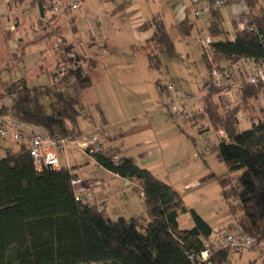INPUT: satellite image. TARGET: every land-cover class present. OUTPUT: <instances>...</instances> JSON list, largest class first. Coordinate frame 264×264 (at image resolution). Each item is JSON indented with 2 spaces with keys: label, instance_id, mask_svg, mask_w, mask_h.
Wrapping results in <instances>:
<instances>
[{
  "label": "trees",
  "instance_id": "trees-1",
  "mask_svg": "<svg viewBox=\"0 0 264 264\" xmlns=\"http://www.w3.org/2000/svg\"><path fill=\"white\" fill-rule=\"evenodd\" d=\"M24 1L10 0L8 6L11 8ZM245 1L252 11L258 5V0ZM48 5L49 8L55 7L53 2ZM251 19L250 26L264 35V12L252 13ZM193 27L187 21L177 26L184 37L191 36ZM150 29L154 32L144 49L148 52L150 68L159 71L161 62L151 47L166 52L172 59L179 58V55L163 21L155 18L141 27L142 31ZM209 31L213 40V62L218 68H223L224 62L233 66L242 59L264 64V42L258 35L248 30L237 31L232 41L218 23H212ZM47 34L43 38L53 35ZM220 37L224 40H217ZM25 46L21 50L23 58ZM203 59L209 68V61ZM81 74L80 69L71 72L57 85L53 82L57 74H49L55 96L54 115L48 113L44 104L46 94L43 87L11 93L12 105L3 106L0 115L13 117L49 134L59 133L63 138L79 141L83 135L79 126L82 116L80 98L60 86L74 75L83 78ZM158 85L162 93L163 84ZM204 90L206 94L201 99L203 113H194L189 125L199 127L202 132L209 124L210 128L206 126L209 131L217 135L223 131L228 137L227 141L216 140L213 151H217V159L230 174L220 180V186L234 226L239 231L221 230L243 233L255 238L262 247L264 119L250 117L251 128L240 131L236 116L248 109L249 100L264 91V83L252 85L243 81L239 88L241 103L228 111H224L223 104L216 103L215 99L229 93L230 87H217L207 80ZM178 127L187 135L181 125ZM91 157L103 169L134 182L135 191L143 196L149 223L142 227L135 219L122 217L113 220L99 206L93 205V200L91 205L78 203L72 186V181L79 178L72 172L75 168L61 166L57 170L44 168L38 171L27 146L21 144L16 151L7 149L5 157L0 160V264H196L191 257L196 259L201 255L204 241L217 230L195 210L188 208L173 186L124 157L120 149H104ZM115 157H119L118 162L114 161ZM183 215L191 216V229L180 228L179 218ZM257 249L249 252L257 254ZM232 253L243 255L224 248L211 257V263L229 264ZM257 257L259 259L258 254Z\"/></svg>",
  "mask_w": 264,
  "mask_h": 264
},
{
  "label": "crops",
  "instance_id": "crops-1",
  "mask_svg": "<svg viewBox=\"0 0 264 264\" xmlns=\"http://www.w3.org/2000/svg\"><path fill=\"white\" fill-rule=\"evenodd\" d=\"M52 2L53 5L59 3L63 6L77 2L78 9L72 12L58 13L54 11L53 7H48V4ZM211 3L212 0H41L39 2L25 0L23 3L13 4L11 8L6 4L8 9L6 12L10 17H8L9 24L0 16V31L6 36V38L3 37V40L6 41L5 47L12 50L20 44H24V46L44 44L52 36L43 38L38 33L39 26L35 29V25L43 22L56 25L55 27L59 29L58 25L69 17L72 32L76 37L71 42H75L79 46L84 45V52L90 60V63H87L86 58L79 60L80 63L85 64V69L83 68L85 73L82 72V77L86 76L90 79L92 90L98 88L102 94L107 96L105 106H102L101 103L97 110L100 126L112 127V130L107 131L104 135L97 134L102 147L105 150L120 149L124 157L132 159L137 166L149 170L158 179L173 186L182 196L183 190L178 189L174 185V181L169 180L167 174L170 173V170L167 169V166L162 168L165 154L163 148L157 146L159 137L172 129L169 123L170 114L164 99L160 96L158 98L157 95L153 103L151 99L144 98V102L142 101L143 103L138 105L139 101L136 104L134 101L131 102L129 98L117 100L112 99V96L115 98L117 94L121 93H118L120 90L127 94L126 92L131 90L128 88L133 85L137 87L133 88L134 91H138L139 89L144 90L146 87L149 89V85L155 82L154 84L159 91L158 83L163 84L162 79H160L161 75L149 66L148 52L144 48L154 31L153 29L142 31L141 27L145 23L159 18L163 21L170 35L171 32L178 34L177 26L187 21L194 26L191 34L197 31L198 36H201L203 28L208 26L210 29L212 23H218L220 28L224 29V27L222 28L223 24L232 22L231 27L235 32L243 31L250 25L252 13L264 12V0H258V5L253 11L245 0H231L218 11L207 15V17L214 16V19L200 23L199 19L206 16L196 18L194 13ZM2 5H5L4 0H0V7ZM77 11H79L78 15L74 16V12ZM12 19L15 20L12 21ZM86 23L88 27L82 30V26ZM16 28H18V32H13ZM29 30L33 33L32 36L28 35ZM225 32L228 34V38L233 41L235 36L231 34L230 30ZM81 38H84V44L80 43V41L83 42ZM217 40H224V37ZM63 42H67V40ZM140 48L147 52V58L139 56ZM119 51L122 54H119ZM228 66H230L228 62L223 63V67ZM238 72L243 79L241 68L238 69ZM186 85L184 92H191L192 89L203 91L200 85L195 86L189 82H186ZM119 86L121 89L117 88ZM94 93H89V95H94ZM205 94L206 92L201 95L197 102L194 100L192 104L198 107L199 103L201 106V99ZM227 96L230 100L236 101L235 106L241 103L239 88L230 91ZM253 100L254 98L249 100L248 109L243 110L251 118H253L252 114L257 113V108L252 104ZM215 101L218 103L222 101V98L218 97ZM106 106L108 110L105 108L103 110V107ZM97 124L98 122L95 121L96 126ZM207 126L209 127V124ZM94 129H90L92 134H95ZM208 131L209 129L206 127L201 135L204 136V132L209 133L210 131ZM175 133L172 134L174 138L178 137L180 133L182 135L180 130ZM7 149L13 150L10 146L4 148L5 154ZM68 167L75 168L72 172L84 180V183L79 187L80 191L84 195L90 194L93 198L92 204L99 206L111 219L114 216H119L118 218L137 220L140 213L146 214L143 196L138 194L142 200H135L134 194L137 192L134 182L122 179L118 175L103 169L89 156L83 163L71 164ZM186 188H190V185L184 187V189ZM181 217L179 218L180 228H182ZM206 221L212 227V224L208 220ZM145 222L146 224L149 223L148 216ZM226 230L239 231L234 226V221L229 224ZM249 256L251 264L259 262L256 253L252 252Z\"/></svg>",
  "mask_w": 264,
  "mask_h": 264
},
{
  "label": "rangeland",
  "instance_id": "rangeland-1",
  "mask_svg": "<svg viewBox=\"0 0 264 264\" xmlns=\"http://www.w3.org/2000/svg\"><path fill=\"white\" fill-rule=\"evenodd\" d=\"M0 9L2 11L0 15L1 18L9 24L6 3L2 5ZM78 13L79 11L74 12L73 15L77 16ZM212 18L214 19V16L202 17L199 19V22L201 23L206 20L210 21ZM14 20L12 19V21ZM48 25L49 23L46 24L42 22L39 25H35V29L39 26L38 33L40 35L44 36L46 33H51L53 34L52 38L44 44L26 45L24 58L21 55L24 44H20L13 50L5 47L4 44L6 41L3 40V37L6 38V36L0 31V102L5 100L8 107L12 105L10 98L11 93H17L20 89L24 88L43 87L46 94L44 104L47 107L48 113L54 115L55 96L53 88L51 87L53 82L49 79V74L58 73L64 68L66 77L69 76L71 72H75L78 68L80 70L83 68L85 69V64L80 63V59L86 58L87 63H90L89 57H87L84 52V45L79 46V44L71 42V40L73 41V38L76 39V37H74L75 34L72 32V25L69 23V17L58 25L59 29L55 27L56 25ZM231 26L232 22L223 24L222 28L224 27L223 30L225 31L230 30L231 34L235 36L236 32ZM87 27L88 25L86 23L82 26V30H85ZM13 32H18V28ZM209 34V28L205 26L203 28V36H201L208 38ZM28 35L32 36L33 33L29 30ZM170 35L175 46V51L181 58L172 59L166 52L158 51L155 46H153V48L151 47V50L157 53L161 62V69L157 71L158 74L161 75V78H159L162 79L163 84H175L183 92L187 86L186 82L195 86L200 85L203 90V85L206 82L205 76L207 75V67L202 56L201 48L195 43L198 32L194 31L190 37H184L180 35L179 32L178 34L176 32H171ZM83 39L84 38H81V40ZM64 40H67V42L64 43ZM80 43L84 44V40L83 42L80 41ZM140 50L139 56L147 58V52L141 48ZM67 52H71V54H67ZM118 53L122 54L120 51ZM66 60L70 61L67 62ZM84 69L81 73L84 72ZM117 83L118 82H116V84ZM154 83L149 85V89H146L147 87L144 90L138 88V91H134L133 88L137 87L133 85L128 88L131 90L127 91V94L120 90L118 93H121L117 94L115 98L112 96V99L126 100L129 98L131 102L134 101L136 104H138L139 101L140 103L138 105H141V102H144V98L151 99L153 103L158 95V98L159 96L160 98L162 97L167 105L166 97L161 93L160 88L158 91ZM60 88L66 89L73 96L80 98L82 116L79 118V126L83 132L79 140L80 142H88L89 135L92 133L90 132L91 128H95V134L99 133L100 136L112 130V127L100 126L97 117L98 105L102 103L101 105L105 106V98H107V96L104 93L102 94V91L98 88L92 90V83L88 77L85 76L81 78L74 75L66 79ZM117 88L121 89L120 86ZM94 92L98 94L96 95ZM205 92L206 91H200V89L199 91L192 89L191 92L186 93H191L190 95H192L197 102ZM89 93H94V95H89ZM228 104L230 107H234L236 101L232 99ZM252 104L257 108V113L255 115L252 114L253 118H258L257 116H260L264 119V91L254 98ZM197 106L199 107L200 104L198 103ZM104 108L107 109V106L103 107V110ZM261 110L263 112H261ZM243 113L246 115L245 112ZM95 121L98 122L97 126L95 125ZM169 123L172 129L164 132L157 140V146L163 148L165 154V161L163 162L164 165L162 168L167 166V169L170 170V173L167 174L169 175V180L172 182L174 181V185H176L178 189L183 190L182 198L188 208L195 210L201 217L208 220L212 224L214 230L228 229L229 224L233 223L234 219L230 214L229 204L222 196L220 180L225 177H230V174L226 166L218 161L216 150L210 153L206 152L207 146L210 145L215 147V141H219L221 136L212 131L208 134L204 132V135L207 134V136H203L199 131V127H190L189 122L183 125L182 122L174 119L172 116L169 117ZM179 125L186 130V134L191 138H188V136L184 134L180 135L181 133H178V137L174 138L172 134L173 132L177 133ZM239 128L240 131H246L251 128V122L246 121L241 124ZM9 146L15 151L19 149V145L13 141L0 139V160L6 155L4 148ZM58 157L61 165L65 167L71 164L83 163L88 158L87 155L79 152V150L72 146L68 147L67 153L58 151ZM187 185H190V188L184 189ZM134 196L135 200H142L138 193H135ZM145 215L140 213L137 218V221L142 227L147 225L145 222V220H147V215ZM118 217L119 216H114L113 219L118 220ZM180 223L182 229L186 230L193 226L190 215H183L180 219ZM250 253L252 252H246L243 255L232 253L229 257V264H251ZM257 264H262V261L259 260Z\"/></svg>",
  "mask_w": 264,
  "mask_h": 264
},
{
  "label": "built area",
  "instance_id": "built-area-1",
  "mask_svg": "<svg viewBox=\"0 0 264 264\" xmlns=\"http://www.w3.org/2000/svg\"><path fill=\"white\" fill-rule=\"evenodd\" d=\"M230 1L231 0H212L210 5L196 11L194 16L200 18L202 16L210 15L212 12L221 9ZM4 2L9 5L10 0H4ZM77 9V2L68 6H63L57 3L54 11L58 13L72 12ZM244 30H248L249 32L258 35L261 42H264V35L259 34V31L255 27L249 25ZM212 41L213 40L210 37L205 38L202 36H198L195 39L196 45L202 50V56L210 63V67L207 68L206 81L210 80L212 85L217 87H230V91L240 88L243 81L252 85L264 83V64L259 65L252 59H242L233 66L218 68L213 62V54L211 51ZM239 68L243 71V79L238 72ZM56 74L53 82L57 85L61 78L65 77L66 71L63 68ZM162 94H164L167 99L170 116L182 123L189 122L195 114L199 115L203 113L202 105L194 108V105L192 104L194 97L189 93L183 92L175 84H163ZM227 95L228 93L221 95L223 102L220 103L223 104L224 111H228L232 108L228 104L230 98H228ZM3 106H7L5 100L0 102V109ZM236 121L238 125L241 126L244 122L250 121V117H247L243 112H239L236 116ZM219 135L221 136V140H228L225 132L221 131ZM0 139L12 140L17 145H26L38 171H41L44 168L50 170L59 169L61 163L58 157V151L67 153L69 146L76 148L79 152L89 157L104 151L97 134L91 133L88 142H74L69 138H63L59 133L49 134L40 131L34 126L21 123L13 117L2 115H0ZM213 150L214 147L210 145L206 148V152L209 153ZM114 161L118 162L119 157H115ZM83 183L84 180L82 178H76L72 181V186L75 191V199L78 203L83 205H91V201L93 200L92 196L90 194L84 195L79 189ZM203 246L204 251L200 256L196 259L191 257L192 260L197 261L196 264H212L211 257L220 249L224 248H230L237 254H244L258 248L257 254L262 261V264H264V246L260 247L255 238L243 233H230L224 230H217L209 240L204 241Z\"/></svg>",
  "mask_w": 264,
  "mask_h": 264
},
{
  "label": "flooded vegetation",
  "instance_id": "flooded-vegetation-1",
  "mask_svg": "<svg viewBox=\"0 0 264 264\" xmlns=\"http://www.w3.org/2000/svg\"><path fill=\"white\" fill-rule=\"evenodd\" d=\"M82 75V74H81Z\"/></svg>",
  "mask_w": 264,
  "mask_h": 264
}]
</instances>
